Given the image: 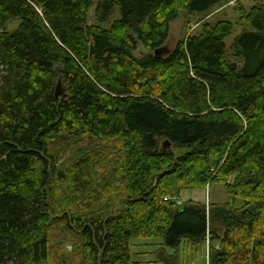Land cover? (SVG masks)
Listing matches in <instances>:
<instances>
[{"label":"trees","instance_id":"obj_1","mask_svg":"<svg viewBox=\"0 0 264 264\" xmlns=\"http://www.w3.org/2000/svg\"><path fill=\"white\" fill-rule=\"evenodd\" d=\"M225 1L100 0L99 22L120 9L105 29L89 24L92 0H0V264H51L53 229L80 264H132L133 239H163L162 264L208 239L210 264H264V0L235 39L241 66L228 20L135 55ZM215 182L229 201L209 211L166 199Z\"/></svg>","mask_w":264,"mask_h":264},{"label":"rangeland","instance_id":"obj_2","mask_svg":"<svg viewBox=\"0 0 264 264\" xmlns=\"http://www.w3.org/2000/svg\"><path fill=\"white\" fill-rule=\"evenodd\" d=\"M100 0H92L93 6L89 11V24L100 25L105 29H109L111 25L120 19L119 6H115L105 22H99L95 16V9ZM256 0H227L215 7H213L207 13H191L184 12L177 19L170 23L169 36L164 44L165 47L172 51L179 40L185 39L188 36L196 35L200 33L205 24L212 25L222 20L231 21L234 24L231 35L226 39L227 44V59L229 61H235L242 65V59L236 56L234 49V42L236 37L242 33L243 30L249 29V26L245 23L244 15L254 6ZM20 25L19 20H13L9 23L7 30L14 31ZM1 33V31H0ZM153 54L154 52L144 48L142 45L135 52L138 58H142L147 54ZM168 54V53H167ZM57 69L62 70L61 66H57ZM166 139L160 140V149ZM176 156L186 153L185 149L173 146L171 150ZM62 161L68 160L70 154L63 155ZM66 156V157H65ZM60 162V163H61ZM234 176L229 178V182H232ZM50 194L47 200L50 204L51 199V186ZM180 203H175L178 207H184L187 203H199L207 207L209 211L212 204H224L229 201V196L224 190V185L220 183H208L203 188L184 189L180 194ZM123 199L115 197L113 200V211L118 212L117 209ZM240 206V202H238ZM181 205V206H180ZM51 206V205H50ZM60 218V215H56ZM53 247L54 256L51 259V264H80V258L78 251L73 243L72 239L68 235H62L59 231L53 229ZM133 246L131 250V262L132 264H162L155 261L154 256L156 250L160 248V245L164 244L163 239H133ZM219 247V244H216ZM212 244L208 239L204 243H192L185 240L178 251L167 248L171 253L177 257L178 264H210V250ZM155 248V249H154ZM154 250V251H153ZM159 251V250H158ZM154 253V254H153Z\"/></svg>","mask_w":264,"mask_h":264},{"label":"water","instance_id":"obj_3","mask_svg":"<svg viewBox=\"0 0 264 264\" xmlns=\"http://www.w3.org/2000/svg\"><path fill=\"white\" fill-rule=\"evenodd\" d=\"M169 49L165 46H162L160 48H157L155 50V56L159 57L161 55L167 54L169 53ZM55 96L56 97H60V96H66L65 94V89L62 87V82L59 80L58 84H57V88H56V92H55ZM164 147H171V142L170 141H165L164 142ZM49 194H50V187L49 185L47 186V197L49 198ZM59 217V216H56Z\"/></svg>","mask_w":264,"mask_h":264},{"label":"built area","instance_id":"obj_4","mask_svg":"<svg viewBox=\"0 0 264 264\" xmlns=\"http://www.w3.org/2000/svg\"><path fill=\"white\" fill-rule=\"evenodd\" d=\"M167 200H172L173 202L175 203H180V199L179 198H172V197H169V198H166ZM181 204V203H180Z\"/></svg>","mask_w":264,"mask_h":264},{"label":"crops","instance_id":"obj_5","mask_svg":"<svg viewBox=\"0 0 264 264\" xmlns=\"http://www.w3.org/2000/svg\"><path fill=\"white\" fill-rule=\"evenodd\" d=\"M155 249V248H154ZM154 251V250H153ZM156 252H157V250H156ZM154 254V253H153ZM154 259H155V261L157 262V260H156V254H155V256H154Z\"/></svg>","mask_w":264,"mask_h":264}]
</instances>
